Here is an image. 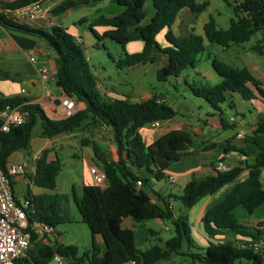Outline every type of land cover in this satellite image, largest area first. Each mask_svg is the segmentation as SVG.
Listing matches in <instances>:
<instances>
[{
    "label": "trees",
    "instance_id": "1",
    "mask_svg": "<svg viewBox=\"0 0 264 264\" xmlns=\"http://www.w3.org/2000/svg\"><path fill=\"white\" fill-rule=\"evenodd\" d=\"M30 0L7 7L0 11H15L32 2ZM56 1V0H52ZM98 0H61L52 14L58 15L79 5L94 3ZM150 1L155 13L147 24L139 26L145 19L144 4ZM232 7L234 18L225 30L216 26L212 16L203 24V37L188 34L176 35L172 26L182 9H188L198 15L209 6L205 0H113L123 11L112 17H99L89 23L93 35L100 39L94 27L108 28L102 35L121 49L118 66L132 68L137 65L154 63L158 57L165 58V64L156 72L159 82L170 77H179L188 68L194 69L199 56L205 51L204 40L227 50L250 40L258 31H264V0H222ZM80 23L87 22L82 19ZM0 27L17 31L41 39L48 49L55 52V86L74 102L83 103L84 110L76 112L63 120H50L37 104L29 103L26 97H0V111L6 107L23 106L27 112L26 122L9 132H0V169L5 173L10 156L19 151L30 156L33 129L39 119L40 136L52 139L57 135L70 134L82 128L85 120L89 125H103L110 129L111 140L115 144V161L102 158L101 149L94 142L92 150L105 174L107 185L100 188L84 185L82 195L76 201L81 220L87 225L91 235L88 251L79 256L75 245H36L28 249L26 255L16 264H50L55 254L69 259L72 264H157L173 256H186L191 264H240L245 260L251 264H264V222L249 225L239 220L236 212L242 209L252 215L264 205V114L256 116L255 128L243 137L242 146L237 147L231 141L226 142L224 153L235 152L244 157H252V162L243 163L226 172L214 171L200 180L188 182L178 196L163 197L157 192H146L150 180L142 174L145 170L152 179H166L165 171L174 163L189 159L192 136L186 130H170L147 145L140 129L153 122H165L173 119L177 112L166 102L152 97L132 102L127 96L120 99L102 94L97 80L87 62L81 44L62 26L54 25L49 31L22 24L0 13ZM166 29L164 38L168 46L162 48L156 36ZM134 41L143 43L138 53H127L125 46ZM255 50L262 53L260 46ZM215 74L221 80L215 85L189 84L185 81L194 97L203 99L219 115L223 129L232 128L223 118L221 105L228 103L235 109L234 94L244 101L256 96L264 103L262 83L246 67H234L216 57L210 58ZM1 125V121H0ZM83 140V145H88ZM51 150L45 149L35 162L32 183L35 187L53 191L61 170L59 159L48 160ZM222 160V158H221ZM247 171V176L237 181ZM141 187H136V182ZM232 184L222 200L210 206L201 217L203 232L209 239L224 237V240L209 242L203 252L198 251L191 238V229L187 215L180 214L173 220L170 201L175 199L184 209H191L199 200L214 195L220 189ZM35 205L33 219L55 227L62 223H72V218L64 210L67 197L62 194H40L31 197ZM129 219L134 223L147 220H172L174 235L159 244L140 250L132 229L123 228L122 222ZM228 237V238H226ZM97 238L99 241H97ZM34 240V237L32 238ZM187 251L182 252L183 242Z\"/></svg>",
    "mask_w": 264,
    "mask_h": 264
},
{
    "label": "rangeland",
    "instance_id": "2",
    "mask_svg": "<svg viewBox=\"0 0 264 264\" xmlns=\"http://www.w3.org/2000/svg\"><path fill=\"white\" fill-rule=\"evenodd\" d=\"M208 1L209 6L207 9L199 15H191L187 18L186 14H188V10L182 11L177 18V21L172 26V30L176 35H184L188 33H192L198 36L203 37V24L208 21L209 17L212 16L215 20L216 26L219 29H227L229 27L230 20L234 18V12L232 7L228 6L222 0H205ZM57 1L52 0H39V4L43 6L46 10V13L52 17V9L57 5ZM151 4V2H148ZM149 6V5H148ZM148 6L146 12L149 13ZM90 7L83 6L82 9H78L75 12L73 18L77 16L83 15L90 11ZM148 10V11H147ZM1 14L2 11H0ZM148 17V14H147ZM181 18H185V27L183 24L177 26L178 20ZM82 20V19H81ZM77 28L81 30V35L83 37V44H81L82 49L84 51L85 58L89 63L92 73L95 76L96 80L101 82L104 88L106 89H114L115 97L120 99L124 96H127L132 102L141 101L145 98H160L166 102H169L174 108L177 109L180 115H186L190 121V123L197 122L198 119L210 120L213 122L212 117L208 116L213 113V110L208 107L207 103L200 98L194 97L188 86L183 82L182 78L189 84H208L215 85L218 83L221 78L215 75L211 67V57H216L218 60L232 65L234 67H248L255 73L256 76L262 77L264 75V31H258L253 34L249 41L246 43L240 44L238 47H233L226 52H221V48L218 45L211 44L204 40L205 51L199 56V63L196 65L194 69L188 68L183 71L180 77H170L166 82H159L156 78L157 70L165 64L164 57H158L154 63H148L145 65H137L132 68L124 67L122 65L118 66V61L121 58V49L119 45L114 43L113 41L102 38L100 35V40L96 39L93 34L90 32L88 25L86 23H77ZM79 42V40H77ZM159 42H165L163 37L159 38ZM256 46H260L263 50L262 53H258L255 50ZM125 50L130 53L131 47H126ZM49 56L45 58L44 64L46 67H49L52 61L55 59L56 54L53 50L49 49ZM38 60V59H37ZM246 67V68H247ZM200 73L205 81H197V76L195 73ZM12 72H10L8 76V83L11 82L18 83L20 88L23 89L22 95L25 96L32 89L30 85L27 84L25 80H18V77L12 76ZM182 76V77H181ZM217 79V80H216ZM4 79L2 76L0 77V84ZM45 87V95H49L50 92H56V86L52 81L44 82ZM1 97V96H0ZM234 104L236 106L237 111L246 112V116L249 115V111L254 115L262 113L259 110L254 109L255 103L253 106L250 103L245 102L239 94L236 93L233 98ZM252 103V102H251ZM76 109V105H75ZM221 109L223 110V114L232 116L235 115V109H230L228 107V103L221 105ZM259 109V107H258ZM77 111H75L76 113ZM215 112V111H214ZM210 113V114H209ZM217 113V112H215ZM264 114V113H263ZM240 118V116H237ZM85 127L79 128L75 130L73 133L76 135L72 137V143L70 145H60L55 146L54 152L56 153L60 165L61 170L56 179V187L53 190L54 193L62 194L67 197V202L64 205V210L68 212L72 218V223H62L58 224L53 228V234H58L59 242L67 244V245H75L78 248L79 256L89 250V238L90 231L85 223L82 222L80 214L77 210L76 201H78L82 195V185L89 181L86 174V160L90 159L91 156L93 163L95 166L99 167V162L94 156L92 150V143H94L95 139H99L98 132H95L97 129L102 130L101 127L105 128L102 125L92 126L89 125V121L85 120L83 122ZM196 129L198 128L195 126ZM149 126H146L144 131L141 133L142 136L147 137V130ZM96 129V130H95ZM40 131V123L39 119L37 120V124L33 129L32 140L33 146H36L39 142V134ZM192 138L195 141H202L207 139L205 136H202L201 133L197 130H191L189 132ZM215 132H211V136L215 135ZM235 136L228 138L225 142L231 141L234 145L238 142L235 140ZM243 137V136H242ZM88 140V145H83V140ZM31 140V141H32ZM102 152H107V145L104 143L95 142ZM209 143L207 148H211L214 143L206 141ZM111 144L115 147L113 141ZM227 145V144H226ZM33 151L30 152V157H33ZM18 154H22L25 156V152L19 151ZM17 154V157L19 156ZM16 157V158H17ZM15 158V159H16ZM245 160V158H244ZM248 163H250L249 158L246 159ZM226 163L228 165H232L233 161L231 159H227ZM264 172V171H263ZM145 177L150 180L149 186L146 189V192H158L161 196L167 195L169 192H173L175 195L180 194L177 188H180L181 181H178L177 184H171L167 178L156 181L151 178V176L143 171L142 173ZM264 177V175H263ZM232 187V184L227 185L223 191H218L217 198L218 201L222 200L224 197L225 191ZM50 191V190H49ZM51 192V191H50ZM152 200L153 194H151ZM201 205H195L193 208L197 210ZM173 213L175 216H179L180 214H184L189 216L191 209H184L182 205L178 201H172ZM192 208V209H193ZM172 211V210H171ZM236 215L239 220L243 223L247 221V214L244 212V215L241 217L240 212L237 211ZM177 219V218H176ZM173 219V220H176ZM135 236H136V244L138 249L144 250L149 248L153 243L159 244L162 241H166L170 239L174 235V223L172 220H147L141 223H134ZM155 230L159 232L160 240L156 238L151 242L149 237V231ZM146 234H145V233ZM143 234L149 238V240L145 243L142 242ZM46 235H42L44 237ZM203 234L200 231V223L197 225L193 223L191 226V238L194 241L195 247H197V252H203V250H199L200 248H204L207 245L206 240L203 238ZM227 238V237H226ZM156 239V240H155ZM142 240V241H141ZM59 244V243H58ZM187 244L184 241L182 245V252L187 251ZM72 264V262L70 261ZM50 264H53L51 262ZM87 264V260L84 259L83 263ZM157 264H191V261L186 256H173L168 260L160 261ZM240 264H251L245 260H241Z\"/></svg>",
    "mask_w": 264,
    "mask_h": 264
},
{
    "label": "crops",
    "instance_id": "3",
    "mask_svg": "<svg viewBox=\"0 0 264 264\" xmlns=\"http://www.w3.org/2000/svg\"><path fill=\"white\" fill-rule=\"evenodd\" d=\"M56 1L59 3L61 0H56ZM148 2L150 1H147L144 4V11H145L146 16H145V19L139 25L141 27L147 24L148 22H150V20L152 19L155 13V9L152 3L149 4ZM83 6H86L88 8L90 7L91 8L90 11L83 13V15L77 16L76 18H73L75 15V12L78 9H82ZM147 6H148L149 13L146 12ZM46 10L47 8L46 9L44 8L43 13L40 16H38L35 20H31V21L28 19L19 20L17 18L13 20L18 23L27 24V25H30L36 28H42L46 31H49L50 28L54 25L62 26L65 29H67V31L76 38V40H79L80 44H83V37L81 35V30L78 29L76 26V24L79 23L81 19H84L87 21L85 23L88 25V28H89V23L93 22L99 17L101 16L112 17L115 15H118L123 11V8L116 5L113 2V0H98L94 3L73 7L71 9H68L64 13H61L58 15H52V17L48 16L51 14L46 13ZM185 10H188V9H182L178 13L177 18L179 17V14ZM147 14H148V17H147ZM191 15H194V14H192L190 11L188 12V14H186L187 18H189ZM177 18L175 22L177 21ZM185 20H186L185 18L179 19L177 26H180L181 24H183V26L185 27L186 25ZM107 29L108 28L106 27H99V26L93 28V30L97 33L98 36L100 35L102 36L103 33ZM165 32H166V29H163L156 36V41L162 48L168 46V43L166 42L164 38ZM188 34H184V35H188ZM160 37H163L165 42L160 43L159 42ZM127 46L131 47V52L129 54L138 53L142 50L143 43L141 41H134V42L128 43L125 46V48ZM233 47H238V46H232L227 50H230ZM220 48H221V52L227 51L223 49L222 47ZM48 51L49 49L46 47L45 43L41 39H38L37 37H34V36H29V35H26V34H23L17 31H9V30H6L0 27V77L2 76V78L4 79L2 81V84H0V96L1 97H12V96L26 97L29 100L28 101L29 103L39 105L41 109L44 111L48 119L58 121V120L65 119L63 116L64 108H63L62 101L64 100V98H66V96L57 87H56L55 93H53V91L50 92L49 95H45L44 93L45 92L44 82L52 81L55 84L54 80H55L56 68H55L54 60L52 61L49 67H46L44 64L45 58L49 56ZM30 58H34L35 62L32 63L30 61ZM41 69L47 70L48 79L44 82H42L39 78V72ZM247 69L251 72V74L256 79H258L262 83V88L264 89V75H262V77H258L248 67ZM10 72H12L13 77L14 76L18 77V80H25L27 84L32 87V89L29 91L27 95L25 96L22 95L23 89L20 88V85L18 83H15L13 81L11 82V84L8 83L9 81L7 79H8ZM195 75L197 76L196 77L198 79L197 81H205L204 77L200 73L196 72ZM182 80L185 83L184 78H182ZM97 84L102 94L108 97H111V98H116L114 89L109 90V89L104 88L101 82H99L98 80H97ZM235 95L236 94H234L232 98H234ZM145 99H148V98H145ZM159 101L162 102L164 100L161 99L160 97ZM245 102L250 103L252 106H253V103H255V107H254L255 111L259 110L260 112L264 113V103L260 97L256 96V98L250 101H245ZM166 103H168L177 112V115L171 120L160 123L158 128H153L152 126H149L147 130V137L144 138V136H142L144 142L147 145L151 144L158 137H160L161 135H163L164 133L170 130H186L190 132L191 130L194 129L195 132L198 130L202 136H205L207 138L199 142L195 141L192 138L193 143L190 148V152H193V156L190 157L189 159H184V160H181V161H178L172 164L165 171L168 181L170 177H173L175 179L174 182L169 181L171 184H177L178 181H181V184H179L181 185V187L175 189V190H178L180 194L182 193L184 186L188 182L194 179L200 180L208 175H212L214 171H216V168L218 165H223V166H226L228 169H231L243 163H248L246 161L247 158H249L250 163L252 162V157H244L243 155L235 153V152H228V153L223 152L226 146L225 141L228 138L232 137L233 135H236L235 140L238 142L235 145L237 147H240L243 145L242 144L243 137L250 134L252 130L255 128L256 116H254L250 111H249V115H250L249 117L246 116V112L237 111L236 108H235L236 110L235 115L229 116V115L223 114V118L226 120L227 125L232 126V128L223 129L219 121L220 114L215 113L214 111L211 114L209 113L210 115L208 116L209 118L212 117V120H214L213 122H211L210 120L198 119L197 122L191 124L190 121L189 122L185 121V119L189 120L190 117L184 114L180 115L176 108H174L169 102H166ZM75 105H76L77 112L84 110L85 108L83 103L75 102ZM208 107L210 106L208 105ZM238 115L240 116V118L237 117ZM195 126H197L198 128L196 129ZM104 127L105 128L101 127L102 129L101 131L98 129L97 130L95 129L96 130L95 132H98L99 139H95L94 141L97 142L98 144L104 143L107 145V152L104 153L101 151L103 159L107 161H115L116 160V153H115L116 150H115V147L111 144L112 142L111 131L108 127L106 126ZM144 129L145 127L140 129V134L144 131ZM212 131L215 132L214 136L210 135ZM38 134H39L38 135L39 143L36 146H33L34 140H32L30 144V148L31 150H34L33 154L38 155V156H40L41 152L45 149L51 150L52 152L49 153L48 160L54 159L55 146L70 145L72 143L71 141L72 137L76 135L75 133L62 134V135H57L53 137L52 139H47V138L40 136V131L38 132ZM206 141H209L211 143L213 142L214 145L208 149L207 145H209V143H206ZM17 154L18 152H15L10 156L8 165L14 164V163L21 164L24 162L25 156L22 154L20 155L18 154L19 156L17 157ZM89 157L90 159L87 158L86 160V174H87L89 181L83 184L82 187L84 185L92 184L91 176L88 173V169L90 166H95V163H93V160L90 155ZM227 159H231L233 161V164L228 165L226 163ZM143 171L145 170H142V173ZM34 172H35L34 165L32 163H29L26 166L25 174L18 175L12 179L11 187H12L14 198L17 201H20L24 198H29L32 196L40 195V194H53L54 193V191L50 192L49 190L37 188L33 185L32 177L34 175ZM263 175H264V172L262 171V177ZM246 176H247V171H244L239 176L237 181L243 180ZM224 188L222 189L224 190ZM222 189H220L219 191H223ZM230 189L231 187H229L223 195L225 196L226 193H228ZM217 193L218 192H216L214 195L206 196L202 198L201 200H199L196 204L201 205V206L197 210H195L196 208H193L196 205L195 204L192 207L193 209L191 208L190 210L191 214L187 216L190 229L193 223L196 225L200 223L201 234L204 235L203 238L207 242V245L204 248H200L199 250H204L208 246L209 242L217 243V242L224 240V237L209 239L203 232V228L201 224V217L203 213L210 206L218 202L219 199L216 196L218 195ZM169 195L178 196V195H175L173 192H169L167 193V195L163 197H166ZM172 201L173 199L170 201V206H171V210L173 213ZM174 201L176 200L174 199ZM238 211L240 212V215L242 217L244 215V211L242 209H239ZM177 217L178 216H175L173 213V219H176ZM245 217L246 216L244 215V218ZM247 218L248 219L245 222H248L247 224L249 225H255L259 222H264V205L258 208L252 215H248ZM154 220H159V219H154ZM122 227L132 229L134 231V226L132 225V221L129 219L123 220ZM145 234H143V238H142L143 241L142 240L141 241L146 243L149 240V238L148 236L146 237ZM149 237H150L151 242H153L154 238H156L157 240L161 239L159 236V232L155 230L149 231ZM58 240L59 238H58L57 233L53 235L52 234L46 235L44 237L35 235L34 240H32L29 249L31 248V246L32 247L36 245H39V246L50 245L51 246L54 243H59L61 245H67L62 242L60 243ZM97 241H99L98 238H97ZM135 241H136V236H135ZM89 244H91V236L89 238ZM154 244L155 243H153V245ZM126 264H133V263L129 262Z\"/></svg>",
    "mask_w": 264,
    "mask_h": 264
},
{
    "label": "built area",
    "instance_id": "4",
    "mask_svg": "<svg viewBox=\"0 0 264 264\" xmlns=\"http://www.w3.org/2000/svg\"><path fill=\"white\" fill-rule=\"evenodd\" d=\"M44 11V7L39 1L32 2L15 11L5 10L2 13L11 19L35 20ZM32 63L34 58H30ZM39 78L42 82L48 79L47 70L41 69ZM64 118H69L75 114V102L69 98L62 101ZM27 112L23 106L6 107L0 111V132H9L12 128L23 125L27 120ZM159 122H153L150 126L158 128ZM38 155L27 156L21 164L14 163L6 166L4 173L0 169V264H16L19 259L24 257L31 245L32 238L35 235H50L53 233V227L33 219L35 214V205L31 199L24 198L17 201L14 198L11 181L18 175L25 174L26 166L32 163L35 168V162ZM229 169L226 166L218 165L216 171L226 172ZM88 173L91 176L92 185L104 188L107 185L104 172L97 166H90ZM170 177L169 181L174 182ZM136 187H141V182H136ZM53 264H71L70 260L55 254L52 258Z\"/></svg>",
    "mask_w": 264,
    "mask_h": 264
},
{
    "label": "water",
    "instance_id": "5",
    "mask_svg": "<svg viewBox=\"0 0 264 264\" xmlns=\"http://www.w3.org/2000/svg\"><path fill=\"white\" fill-rule=\"evenodd\" d=\"M25 1H30V0H0V6L7 7L10 5H17Z\"/></svg>",
    "mask_w": 264,
    "mask_h": 264
}]
</instances>
